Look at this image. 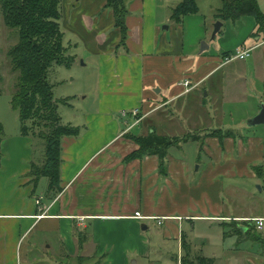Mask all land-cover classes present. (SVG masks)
<instances>
[{"label": "crops", "instance_id": "0c3cea01", "mask_svg": "<svg viewBox=\"0 0 264 264\" xmlns=\"http://www.w3.org/2000/svg\"><path fill=\"white\" fill-rule=\"evenodd\" d=\"M180 1L128 0L124 34L108 0H61L60 24L68 46L81 45L97 60L99 105L97 112L86 115V125H78V136L62 140L58 193L48 189L38 195L42 178L36 189L31 183L32 163L44 162L35 161L33 137L23 135L19 126L0 138V264L53 260L38 257V252L93 262L104 256L102 264H159L156 260L163 258L153 248L158 243L152 242L151 221L164 226L163 242L177 239V262L185 264L184 258L193 260L201 254L193 245L189 251L183 248V236L190 240L185 222L193 226L210 219L227 221L214 202L215 213H208L209 190H217L218 177L243 171L258 176L264 142L262 135L250 130L222 143L218 137H206L201 148L210 162L196 169L186 155L173 156V147L164 168L156 155L132 156L139 145L129 135H139L144 126L141 130L134 120L126 124L120 111L140 108L146 117L199 90L214 99L212 117L215 113L223 117L226 104L250 99V113L235 125H243L261 110L264 31L258 32L255 17L222 21L212 38L215 17L209 25L198 14L186 15L180 23L171 19L172 8ZM238 48L252 51L245 59L226 62L225 56ZM171 114L177 126L179 116ZM214 121L217 127L206 134L225 131L217 117ZM39 154V160L44 158L45 147ZM200 206L203 210H198ZM88 252L93 254H84Z\"/></svg>", "mask_w": 264, "mask_h": 264}, {"label": "rangeland", "instance_id": "374dc122", "mask_svg": "<svg viewBox=\"0 0 264 264\" xmlns=\"http://www.w3.org/2000/svg\"><path fill=\"white\" fill-rule=\"evenodd\" d=\"M258 1L262 8H264V0ZM198 3L200 11L197 14L201 15L205 19V23L209 25V19L214 17V13L221 6L222 0H199ZM61 13L63 15L62 6ZM61 21L62 19L60 23ZM18 40V31L9 28L5 24L3 10L0 6V123L3 126V133L0 132V138H3L7 133L18 130L20 126L19 113L12 108L11 104L17 81V73L12 70L11 60L8 56L10 48ZM64 43L69 48L68 54L74 56V60L69 66L54 64L49 72V81L53 85L54 99L58 101V112L62 118V122L73 126H84L86 125V115L97 112L99 105L98 88L95 84L97 76L99 77L97 60L94 56L83 52L84 47L81 45L80 48L76 45L72 47H70L71 45L68 46L69 43L65 40V36ZM66 98L70 99L65 100ZM213 103L214 99L212 95L207 94V92L203 94L199 90V93L196 95L194 94L190 98H181L177 102L158 109L154 114L149 115L150 113H147L146 117H142V115L139 117L137 115L134 118L131 110H123L127 112V115L123 111H120L118 116L123 119L126 118V124L128 123L127 120H134V124L138 125V128L141 130L142 126H144V131L139 135L148 133L149 128L153 127L160 133L170 137H182L192 133L204 135L210 127H217V123L214 121V117H217L219 124H224L223 130L234 129L233 131L237 135L239 133L243 134V131L250 130L253 134L262 135L261 137L264 142V125L250 127L247 124L248 120L243 125H235L238 121L247 118L250 113L247 112V108L251 107L252 104L250 99L248 101H237L226 104L223 117L218 115V113H215L212 117ZM263 106L264 100L261 102V108ZM135 109L141 110L140 108ZM175 112L179 116L176 121L178 123L177 126L171 122V113L175 114ZM138 114H141V111ZM38 130L36 135H34L35 138L32 139L34 141L35 161L37 163L38 161L45 160V154L44 158L42 157L39 160V153L44 148V141L39 138ZM137 131V127L133 129V132ZM129 137L136 142V139L132 135H129ZM203 141L204 139L201 138L198 141L181 142L179 148L174 146L171 149L172 155L175 157L186 155L188 160L192 161L195 169L199 165L205 166L210 162V157L202 151ZM136 144L138 143L136 142ZM262 152L263 165L259 169L263 172L262 177L259 175L254 176L244 171L241 174L237 172L235 174L226 173L218 177L217 190H214L215 187H211L209 190L211 203L208 205V213H215L212 206L214 202L215 209H218L221 214L223 213L222 215H225V220L227 221L210 219L193 222V226L188 225V221L185 222V231L190 233V240L188 242H191V247L193 245V248L196 247L201 254L206 256H216L215 264H264V228L259 230L256 228L254 222L248 221V219L253 217H264V149ZM48 189L49 179L42 177L37 194L40 195ZM198 210H203V207L200 206ZM238 226H249V233L238 236L234 230ZM163 229L164 226L160 225L157 221H151L149 232L153 236L152 242L157 241L158 243V245L153 243V248L155 253L161 254L163 258L156 261L159 264H178V262L181 264L180 259L177 262L180 243L178 244L175 238H171L168 243L163 242V237L161 236L163 235ZM223 233H225L224 237ZM206 241L218 246L211 247V245L206 244ZM160 248L164 252L161 253ZM168 251L170 252L169 258L165 257ZM38 253V257L48 259L50 256L53 259L42 264H58L54 262L57 260L62 261L61 264H77L75 257L69 256L66 259H61L60 256H57L53 252ZM84 254L91 256L93 253L88 252ZM196 255L199 254L197 253L194 256ZM23 264H29V262L23 260ZM37 264H41V262Z\"/></svg>", "mask_w": 264, "mask_h": 264}, {"label": "trees", "instance_id": "16d2710c", "mask_svg": "<svg viewBox=\"0 0 264 264\" xmlns=\"http://www.w3.org/2000/svg\"><path fill=\"white\" fill-rule=\"evenodd\" d=\"M128 0H108V6L113 10L116 25L126 34L125 19L128 15ZM199 0H181L171 11V19L180 23L186 15L197 14L200 11ZM5 24L18 31L19 40L10 48L8 56L12 70L17 73L15 90L12 95V108L17 110L20 119V130L25 136L33 138L36 135L44 141L45 160L42 165L32 163L30 172L31 183L37 188L42 177L49 179V191L56 193L62 190L61 161L62 140L66 136H78L81 128L62 122L58 112V101L54 99L53 85L49 81V72L54 64L69 66L74 56L68 54L69 48L64 44V31L60 20L61 0H0ZM245 15H253L259 26L258 32L264 31V12L258 0H222L221 6L215 11L218 21L237 20ZM66 98L65 100H69ZM62 102V101H60ZM140 114L139 116H141ZM0 132L3 126L0 123ZM132 135V134H131ZM139 145L132 156L156 155L161 167H165L168 150L179 147L181 142L198 141L208 136L218 137L220 142L227 138H235L233 130L213 131L206 135L189 134L174 136L159 134L150 127L149 132L142 135H132ZM2 153L0 151V167ZM256 168L257 175L263 172ZM247 227V226H245ZM244 226L235 227L238 236L247 235ZM182 246L190 250L186 238H182ZM69 255L63 256L68 258ZM104 257V256H103ZM102 257V258H103ZM102 258L93 262L81 257L77 264H102ZM47 262V261H46ZM185 264H215V258L202 254L194 256V260L184 258ZM60 261L58 264H61Z\"/></svg>", "mask_w": 264, "mask_h": 264}, {"label": "built area", "instance_id": "2783aa9c", "mask_svg": "<svg viewBox=\"0 0 264 264\" xmlns=\"http://www.w3.org/2000/svg\"><path fill=\"white\" fill-rule=\"evenodd\" d=\"M252 51V48L251 49H242V48H238L236 49L234 52H232L231 54H228L225 56V61L226 62H230L232 60H237V59H245L246 57H248L250 55ZM184 84L186 86H190L191 85V82L190 80H186L184 82ZM125 115H127V112L126 111H123ZM139 109H133L131 110V114L132 116L135 118L137 115L139 116L140 114ZM141 117V116H139ZM248 221H251V222H254L255 226L257 229L261 230L264 228V217H253V218H250L248 219ZM161 223V222H160Z\"/></svg>", "mask_w": 264, "mask_h": 264}, {"label": "water", "instance_id": "95a60500", "mask_svg": "<svg viewBox=\"0 0 264 264\" xmlns=\"http://www.w3.org/2000/svg\"><path fill=\"white\" fill-rule=\"evenodd\" d=\"M222 25H223L222 21L220 20L216 21V23L214 24V31L212 34V38H215L216 34L220 31ZM247 124L250 127L264 124V106L261 108L259 113H257L248 120ZM244 229L247 230V227H244Z\"/></svg>", "mask_w": 264, "mask_h": 264}]
</instances>
